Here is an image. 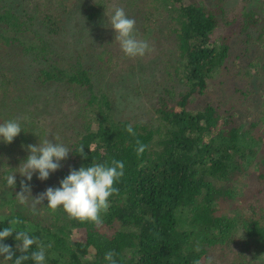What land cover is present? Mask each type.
Here are the masks:
<instances>
[{
	"label": "trees",
	"instance_id": "16d2710c",
	"mask_svg": "<svg viewBox=\"0 0 264 264\" xmlns=\"http://www.w3.org/2000/svg\"><path fill=\"white\" fill-rule=\"evenodd\" d=\"M115 7L145 56L114 41ZM17 118L21 133L0 141V231L38 238L45 264H107L109 250L117 264H251L248 248L264 264V0H0V124ZM47 136L70 153L27 181L26 146ZM113 160L124 175L99 228L16 198L21 180L35 198L70 169ZM3 243L21 255L15 233Z\"/></svg>",
	"mask_w": 264,
	"mask_h": 264
},
{
	"label": "clouds",
	"instance_id": "9594fccd",
	"mask_svg": "<svg viewBox=\"0 0 264 264\" xmlns=\"http://www.w3.org/2000/svg\"><path fill=\"white\" fill-rule=\"evenodd\" d=\"M110 28L114 30V41L120 45L121 51L128 58L143 57L151 50L150 45L135 36V20L129 18L122 7H115L109 20ZM130 135H135L131 124L126 125L125 129ZM22 131L19 118L8 120L0 124V141L11 144ZM58 136H54V141L48 139V136L38 145H27L26 151L30 154L23 164L18 167L19 174L31 181L33 174L38 173V179L47 180L50 173L56 172L62 165L61 161L67 159L70 150L63 143L57 142ZM137 155H142L147 145L136 141ZM23 147V146H22ZM78 153L87 158L84 154V147L81 146ZM124 175L123 161L113 160L111 164L92 163L88 167L81 166L79 170L70 169L69 174L60 181V186L48 187L43 193L35 198L32 196L31 187L24 180H21V191L16 193L18 202L22 205H28L31 197L32 214H37V206L47 200V209L56 212L62 209L71 220L80 223H92L97 228L103 224L102 213H107L110 207V197L118 194L119 189L114 185ZM8 187H14L16 184L15 174L6 177ZM21 223L19 219L11 221L12 225ZM15 241L20 243L16 245L21 255L16 256L13 248L4 244L3 241L13 236ZM37 245V250L31 251L33 245ZM197 252L200 246L197 245ZM116 253L109 250L105 253L104 260L107 264H117ZM0 256L3 261H13L14 264H23L24 261L31 259L34 264H45L46 250L43 243L38 238L29 235L27 231H18L13 227H6L0 231ZM91 257H89L90 259ZM194 264H201L199 259ZM206 264H214V257L206 258Z\"/></svg>",
	"mask_w": 264,
	"mask_h": 264
},
{
	"label": "rangeland",
	"instance_id": "374dc122",
	"mask_svg": "<svg viewBox=\"0 0 264 264\" xmlns=\"http://www.w3.org/2000/svg\"><path fill=\"white\" fill-rule=\"evenodd\" d=\"M140 105H144V106H146L147 105V103L146 104H140ZM136 106V105H135ZM123 107H125V106H123ZM126 108V107H125ZM252 187H249L247 190H246V193H245V195H246V201H251L252 200ZM239 195V194H238ZM246 203V202H245ZM242 210L243 211H245L244 213H247V210L245 209V208H242ZM73 237L75 238V239H77V238H81L82 237V231H80V230H74V233H73ZM256 251H252L251 250V248H248V250H246V249H244V251H243V253H244V255H243V257H245V259H247V261L249 262V261H251V264L253 263L254 264V261L252 260V257H254L255 256V253ZM261 255H263V254H261ZM260 255V256H261ZM239 255H235V257H238ZM258 258H260V257H258ZM256 263V262H255Z\"/></svg>",
	"mask_w": 264,
	"mask_h": 264
}]
</instances>
